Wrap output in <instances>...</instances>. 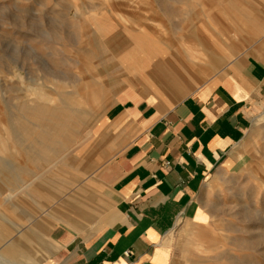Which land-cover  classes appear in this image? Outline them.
Instances as JSON below:
<instances>
[{"label": "rangeland", "instance_id": "1", "mask_svg": "<svg viewBox=\"0 0 264 264\" xmlns=\"http://www.w3.org/2000/svg\"><path fill=\"white\" fill-rule=\"evenodd\" d=\"M230 2L264 26V0H0V264H51L61 230L104 226L113 106L129 89L171 105L195 91L164 87L171 60L206 69L190 87L223 74L256 38ZM138 38L156 52L133 51ZM201 203L200 221L166 236L170 264H264V119L212 173Z\"/></svg>", "mask_w": 264, "mask_h": 264}, {"label": "crops", "instance_id": "2", "mask_svg": "<svg viewBox=\"0 0 264 264\" xmlns=\"http://www.w3.org/2000/svg\"><path fill=\"white\" fill-rule=\"evenodd\" d=\"M254 32L223 74L204 83L210 71L177 104L132 89L119 97L108 118L114 154L102 174L111 192L106 223L88 235L61 230L51 264L171 263L166 236L204 217L210 176L234 162L264 119V26Z\"/></svg>", "mask_w": 264, "mask_h": 264}, {"label": "bare ground", "instance_id": "3", "mask_svg": "<svg viewBox=\"0 0 264 264\" xmlns=\"http://www.w3.org/2000/svg\"><path fill=\"white\" fill-rule=\"evenodd\" d=\"M230 4L231 5L229 6H231V8L229 9L231 10L230 12L234 14V17H232L231 15L229 16H231V18L234 21H236L237 23H241L242 25H245L247 29H249V27L253 28L254 26L255 31L259 30V27L261 26V24H258L257 21L253 22L252 20L246 19L245 15L240 17L236 11H233L235 6L231 2ZM236 4L240 5V2L236 1ZM140 40L141 39L139 38L134 40L135 48L133 51H138V52L145 53V54L156 52V49L152 48L153 46L152 44L150 43L144 44L140 42ZM207 50H209V47L191 48L188 54L190 61L198 60L205 52H207ZM213 65L217 67V65H215L214 63ZM187 67L181 64L179 59L171 60L170 62H168L162 69H160V74L163 77L162 79L164 80L162 81V84L166 85L164 87L173 89L172 90L173 92L175 90L176 91L187 90V88L190 87L192 83L199 80L206 73V69L201 68V70L198 69L196 71H192L190 70L189 67H188L189 69ZM243 165H244V162H243Z\"/></svg>", "mask_w": 264, "mask_h": 264}, {"label": "built area", "instance_id": "4", "mask_svg": "<svg viewBox=\"0 0 264 264\" xmlns=\"http://www.w3.org/2000/svg\"><path fill=\"white\" fill-rule=\"evenodd\" d=\"M130 252L128 251L127 254H129Z\"/></svg>", "mask_w": 264, "mask_h": 264}]
</instances>
